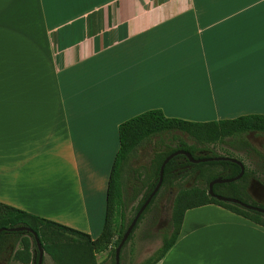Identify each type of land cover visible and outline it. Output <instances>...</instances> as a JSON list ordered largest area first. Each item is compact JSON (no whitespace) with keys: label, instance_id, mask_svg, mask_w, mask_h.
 I'll return each mask as SVG.
<instances>
[{"label":"crops","instance_id":"crops-1","mask_svg":"<svg viewBox=\"0 0 264 264\" xmlns=\"http://www.w3.org/2000/svg\"><path fill=\"white\" fill-rule=\"evenodd\" d=\"M149 109L264 115V0H0L1 202L95 239L118 125ZM250 134L264 133L245 135L264 154ZM248 192L264 204L258 180ZM42 264L58 263L44 251ZM157 264H264V227L216 204L189 208Z\"/></svg>","mask_w":264,"mask_h":264},{"label":"trees","instance_id":"trees-1","mask_svg":"<svg viewBox=\"0 0 264 264\" xmlns=\"http://www.w3.org/2000/svg\"><path fill=\"white\" fill-rule=\"evenodd\" d=\"M248 132L264 133V115L247 114L217 121H191L168 117L160 109H149L132 116L118 125L119 148L116 153L107 187V202L104 225L95 239L79 230L31 214L0 201V261L10 256L28 262L33 255L37 264L38 248L33 233H36L44 251L58 264H80L88 255L95 264V254L107 251V264H115L114 253L123 233L135 213L148 197L159 177V168L164 158L177 149L191 153L194 158L228 156L243 161L226 150L219 153L214 146L227 142L237 150L253 152L258 158V169L244 163L243 175L234 181L215 183V194L237 198L240 201L264 208L248 192L252 179L264 186V154L258 151L245 137ZM186 135V140L183 138ZM151 145L147 162L132 167L130 161L141 148ZM240 172V166L230 160H210L193 163L183 154L173 156L164 167L162 183L144 211L139 216L120 252L123 263L124 249L133 231L144 215L153 207L158 195L175 192L172 201L169 226L159 246L149 257L138 264H157L178 237L184 212L204 204H216L241 215L264 227V213L248 209L240 204L218 200L208 193V184L215 178H231ZM130 188V195L125 196ZM134 214L125 222L127 201L137 199ZM26 226L31 231H12L9 228ZM20 247V250L17 247ZM67 261V263H66Z\"/></svg>","mask_w":264,"mask_h":264},{"label":"rangeland","instance_id":"rangeland-1","mask_svg":"<svg viewBox=\"0 0 264 264\" xmlns=\"http://www.w3.org/2000/svg\"><path fill=\"white\" fill-rule=\"evenodd\" d=\"M250 134V139L259 147L264 146V134ZM183 138L188 140L186 135ZM189 141V140H188ZM215 150L219 153H223L226 150L231 151L238 157H242L248 166L257 168L254 160L256 155L253 152L250 157L243 150H237L235 146L229 145V143H218L214 146ZM151 155V145H147L141 148L136 157L130 161L132 167L137 166L139 162H147ZM130 195V188L126 189L125 196ZM175 196V192H169L159 194L153 207L144 215L137 227L132 233V236L124 249V259L122 264H138L149 257L159 246L162 244V240L165 234H169L166 228L169 226L172 201ZM141 195L137 199L127 201L125 207V222L134 214L135 207L138 203Z\"/></svg>","mask_w":264,"mask_h":264},{"label":"water","instance_id":"water-1","mask_svg":"<svg viewBox=\"0 0 264 264\" xmlns=\"http://www.w3.org/2000/svg\"><path fill=\"white\" fill-rule=\"evenodd\" d=\"M178 154H183L185 155L190 162L193 163H198V162H204V161H210V160H230L232 162L237 163L240 166V172L231 178H215L212 181L209 182L208 184V193L217 198L218 200H222V201H228V202H233V203H237L242 205L243 207H246L248 209H252L255 211H259L261 213H264V208H260L257 206H253L250 204H246L242 201H240L237 198H233V197H228V196H223V195H218L215 194L212 190V187L215 183H224V182H231L234 180L239 179L245 170L244 164L238 160L237 158H233V157H228V156H215V157H205V158H194L190 152L183 150V149H177L174 152L168 154L164 160L162 161L160 168H159V177H158V181L156 183V185L154 186V188L152 189V191L150 192V194L148 195V197L145 199V201L142 203V205L139 207V209L137 210V212L135 213L134 217L132 218L130 224L128 225V227L126 228L125 232L122 235V238L120 239L119 243L117 244L116 248H115V253H114V261L115 264H120V252H121V248L123 246V244L125 243L126 239L128 238L131 230L133 229L134 225L136 224L139 216L141 215V213L144 211V209L146 208V206L148 205V203L150 202V200L152 199V197L155 195V193L158 191L161 183H162V179H163V171H164V167L165 164L175 155ZM2 230V228H0V231ZM9 230L12 231H22V230H27V231H31L30 228L26 227V226H17V227H12L9 228ZM34 237H35V241L37 244V248H38V260H37V264H42V260H43V255H44V249L39 241V239L37 238L36 233H33Z\"/></svg>","mask_w":264,"mask_h":264}]
</instances>
